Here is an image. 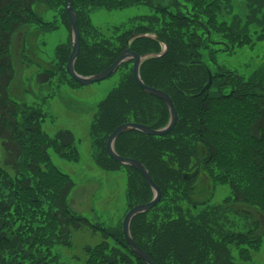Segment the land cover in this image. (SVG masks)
I'll list each match as a JSON object with an SVG mask.
<instances>
[{"label":"trees","instance_id":"16d2710c","mask_svg":"<svg viewBox=\"0 0 264 264\" xmlns=\"http://www.w3.org/2000/svg\"><path fill=\"white\" fill-rule=\"evenodd\" d=\"M69 2L79 30L80 50L74 64L78 75H95L109 67L129 40V50L138 56L158 55L161 45L166 46L160 57L142 63L140 78L170 97L176 126L162 137L128 132L114 143L115 153L141 163L161 191L159 203L131 221L135 245L154 264H234L233 251L242 261L249 260L260 247L264 226L260 235H255L259 228L255 222L244 232L229 229L234 224L228 219L226 227L220 206L192 201L194 179L189 173L199 167L212 182L227 184L232 201L253 209L264 221V57L248 80L221 69L211 72L202 62L205 55L212 62L216 53L264 43V0ZM36 5L57 9L69 33L64 0H0V264H63L60 250L68 249L72 234L82 230L98 234L101 240L82 248L83 257L74 255V264H145L127 246L121 223L104 228L69 209L73 183L51 163L48 151L75 162L73 134L47 135L42 112L8 96L14 76L13 35L28 25L53 29L35 12ZM139 6L149 14L138 17L131 28L115 29L113 39L91 24L92 11ZM69 52L68 43L58 46L55 65L41 72L37 82L47 84L60 75L79 86L64 71ZM118 71L120 80L98 104L89 130L92 144L100 150L97 166L129 171L125 200L130 210L148 203L152 192L138 172L108 158L107 138L126 123L163 128L169 115L162 101L135 84L132 61L121 64Z\"/></svg>","mask_w":264,"mask_h":264},{"label":"rangeland","instance_id":"374dc122","mask_svg":"<svg viewBox=\"0 0 264 264\" xmlns=\"http://www.w3.org/2000/svg\"><path fill=\"white\" fill-rule=\"evenodd\" d=\"M34 10L44 22L52 23L53 29L44 31L28 25L13 35L10 57L14 76L8 88V96L17 103L39 109L44 115L42 129L47 135L53 136L59 131L73 134V151L77 154L75 162L58 157L52 150L48 151L51 163L73 183L67 199L71 212L87 219L91 224L104 228L112 229L121 223L122 230L123 218L129 211L125 200L129 171L123 167L115 171H104L97 166L96 159L100 156V150L92 144L89 130L98 104L117 86L122 73L118 71L103 81L84 87L75 86L69 83L65 76L60 75H55L47 84H39L37 76L55 65V51L58 46L68 43L70 55L71 35L63 28L57 9L36 5ZM148 14V9L141 6L113 11L95 10L90 13V20L93 27L106 38L113 39L117 35L115 29L131 28L136 24L138 17ZM263 57L264 43H258L235 49L230 53H216L212 62L208 55H205L202 62L211 72L221 69L248 80L256 68V63ZM69 153L72 155V152ZM2 165L3 149L0 143V167ZM189 176L194 179L191 195L194 203H201L204 207L220 206L226 215L224 225L229 227L227 219L229 223L234 224L233 228L229 227L231 230L244 232L255 222V227L259 226L255 235L261 234L263 219L248 206L234 203L227 184L212 182L209 175L199 167H194ZM100 240L98 234L85 230L74 232L70 247L60 250L61 262L74 264V255L83 257L82 248L94 246ZM232 257L234 264H264V236L259 249L252 252L249 260L242 261L235 251L232 252Z\"/></svg>","mask_w":264,"mask_h":264},{"label":"water","instance_id":"95a60500","mask_svg":"<svg viewBox=\"0 0 264 264\" xmlns=\"http://www.w3.org/2000/svg\"><path fill=\"white\" fill-rule=\"evenodd\" d=\"M64 1H65V6H66L65 12L68 15L69 30H70V35H71V53L69 55L68 62L65 68L68 76L80 86H83V87L89 86L93 83L103 81L107 79L108 77H110L111 75H113L115 71L117 70V68L122 63L126 61H132L133 62L132 76H133V79L136 85L145 94L150 95L162 101L168 110L169 120L166 126H164L163 128L153 130L144 125H139V124H134V123L123 124L117 127L111 133V135L107 138L106 147H105L106 153L111 160H113L117 164L131 167L132 169L137 171L144 179L146 185L152 191V194H153L152 199L147 204H142V205L133 207L124 216L123 221H122V233H123L124 239L126 240L128 247L138 259L143 261L145 264H154L146 253L142 252L138 247H136V245L134 244L130 236L129 227H130L132 219L135 216L149 211L152 207H154L160 201L161 192H160V189L153 183L148 171L144 169L141 163L133 159L121 158L115 153L114 142L120 135L130 132V131H136L145 136H150V137H162V136L169 134L173 130V128L176 126L177 113L174 109V104L172 100L169 98L168 95H166L162 91L147 87L142 82L140 78V73H139L141 64L149 58L160 57L166 51V46L163 44V50L158 55L149 54L146 56H138L137 54L129 50V44L131 41L129 40L127 41L126 46L123 52L121 53V55L108 68H106L99 74H96L93 76H80L74 71V63L78 57V53L80 49L79 30L77 27V15L72 10L69 0H64ZM142 37L157 40L155 36L143 35ZM134 38L135 37H132V39ZM208 81H210V79Z\"/></svg>","mask_w":264,"mask_h":264}]
</instances>
